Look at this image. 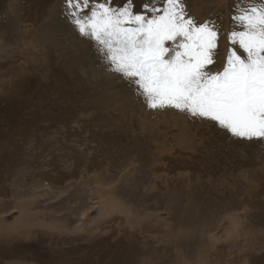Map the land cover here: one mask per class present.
<instances>
[{"label": "rangeland", "instance_id": "374dc122", "mask_svg": "<svg viewBox=\"0 0 264 264\" xmlns=\"http://www.w3.org/2000/svg\"><path fill=\"white\" fill-rule=\"evenodd\" d=\"M66 9L0 0V264H264V153L145 108Z\"/></svg>", "mask_w": 264, "mask_h": 264}, {"label": "snow or ice", "instance_id": "6c2138e0", "mask_svg": "<svg viewBox=\"0 0 264 264\" xmlns=\"http://www.w3.org/2000/svg\"><path fill=\"white\" fill-rule=\"evenodd\" d=\"M78 34L151 110L210 120L264 153V0L196 16L188 0H64Z\"/></svg>", "mask_w": 264, "mask_h": 264}]
</instances>
